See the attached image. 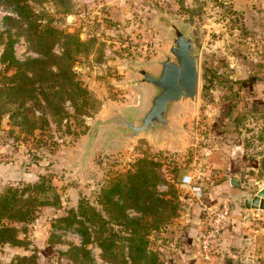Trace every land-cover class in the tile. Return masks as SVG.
<instances>
[{"label":"rangeland","instance_id":"374dc122","mask_svg":"<svg viewBox=\"0 0 264 264\" xmlns=\"http://www.w3.org/2000/svg\"><path fill=\"white\" fill-rule=\"evenodd\" d=\"M35 8L42 10L54 27L89 42V51L76 58L73 70L94 101L90 103L89 115L79 112L76 116L70 102H65L70 114L69 129L66 120L57 124L48 112V126L32 133L23 130L8 114L1 116L0 192L7 186L22 187L45 176L51 180L59 200L54 206H38L27 221H10L18 228L21 243L0 244V264H15L16 257L31 254L38 264H108L93 242L86 245L89 256L77 252L75 247H80L83 240L77 230L79 225L68 224L62 218L69 209H76L81 200L103 213L99 200L103 187L121 181L138 160L145 158L156 161L158 170L167 182L174 183L177 191L176 213L149 234L148 250L155 251L162 264H169V258L176 257L174 254L181 263L172 264H191L193 260L192 264H203L197 257L195 243L192 249L183 245L190 241L189 234L199 240L212 204L199 218L192 208L202 199L192 197L189 186L179 180L182 175L189 176L193 185L206 183L203 196L212 191L218 179L226 177L222 181L227 192L218 193L219 200L228 197L230 188L241 189L236 203H221H228L231 210L242 215L251 213L246 219L254 230L250 231L254 259L264 261V209L251 208L244 202V198L252 199L264 187V120H246L248 111L239 114L244 122L241 130L238 125L235 130L239 136L243 132L240 148L251 164L240 169L241 157L237 159L238 171L231 169L236 186H231L229 172L211 168L203 157L214 142L224 143V135L217 128L227 110L225 100L230 96V86L241 81L245 83L246 95L252 96L251 86L264 76V0H67L64 6L48 2ZM5 16L15 15L9 7L0 5V31L8 28ZM166 18L194 35L199 56L197 101L183 111L185 115L178 123L179 138L152 141L140 135L123 144L109 142L104 132L90 138L88 133L95 119L105 118L113 109L142 107L144 90L125 85L134 78L128 66H155L163 58L169 40V29L163 23ZM11 32L17 59L39 57L22 34L16 35L15 29ZM52 51L60 55L61 44H54ZM257 84L261 85L259 95L264 96V82ZM246 102L252 110L264 112L263 99L247 97ZM41 113L35 110V115ZM157 189L168 188L160 184ZM220 250L221 247L215 251L212 260ZM243 252L245 256L252 254L246 249Z\"/></svg>","mask_w":264,"mask_h":264},{"label":"trees","instance_id":"16d2710c","mask_svg":"<svg viewBox=\"0 0 264 264\" xmlns=\"http://www.w3.org/2000/svg\"><path fill=\"white\" fill-rule=\"evenodd\" d=\"M66 1L0 0V5L9 7L15 15L4 17L8 28L0 31V63L3 65L0 74V118L8 114L28 133L48 126L50 118L45 116V112L57 124L66 120L69 129L70 114L65 102H70L76 116L79 112L89 115L90 103L94 101L73 70L76 58L89 51V42L81 41L74 33L54 27L51 19H45L43 11L35 8V5L41 6L48 2L64 6ZM12 29L16 30V35L25 37L39 54L38 58L19 60L15 57ZM56 43L61 44L60 55L52 51ZM260 77L255 86H251L254 90H250V95L253 97L246 95L245 83L241 81L230 86V96L225 100L227 110L223 111L217 128L224 135V143L214 142L205 151L207 155L222 150L226 164H235L240 157L243 165L251 164L243 156L244 150L240 148L242 140L235 128L241 119L239 114L258 110H252L247 105V97L264 100V96L259 95L262 92L261 85L257 84L264 82V76ZM35 110H40L41 115H35ZM262 159L264 161V157ZM160 184H165L168 189L158 190ZM198 185L204 189L208 187L205 183ZM58 200L51 180L45 176H39L33 183L22 187H5L0 192V244L19 245L18 228L10 221H27L38 206H54ZM99 200L103 213L88 201L81 200L76 209H69L62 218L68 224L79 225L77 230L83 240L82 245L75 247V250L87 257L89 251L86 245L93 242L100 248L101 258L108 264H162L157 253L148 250L149 234L176 213L178 200L174 183L167 182L158 170L156 161L148 158L138 160L121 181L103 187ZM210 203V199L203 196L201 201L193 204L192 211L201 218ZM71 263L76 264L74 261ZM15 264L38 263L36 256L31 254L16 257Z\"/></svg>","mask_w":264,"mask_h":264},{"label":"water","instance_id":"95a60500","mask_svg":"<svg viewBox=\"0 0 264 264\" xmlns=\"http://www.w3.org/2000/svg\"><path fill=\"white\" fill-rule=\"evenodd\" d=\"M163 23L169 29L167 52L163 53V58L155 66H128L134 78L125 85L144 90L142 107L113 109L105 118L95 119L88 133L90 138L95 139L101 132L107 133L109 142L121 144L140 135H146L152 141L163 138L177 141L179 138L178 123L185 115L183 111L197 101L199 56L192 33L170 18ZM230 184L236 186L237 179L231 177ZM245 204L264 209V187L252 199H246Z\"/></svg>","mask_w":264,"mask_h":264},{"label":"crops","instance_id":"0c3cea01","mask_svg":"<svg viewBox=\"0 0 264 264\" xmlns=\"http://www.w3.org/2000/svg\"><path fill=\"white\" fill-rule=\"evenodd\" d=\"M263 31H264V28H263ZM251 117H255V118H258V120L263 121L264 112H251V113L246 114V120ZM243 122H244V117H242L238 122L239 130H241V125L243 124ZM242 135H243V132L240 134V137H243ZM222 153H223L222 150H215L203 157L207 162L211 163L210 164L211 168L215 167L217 171L221 170V172H224V173L229 172V175L227 176V178L230 181V178L234 176L233 174L234 172H232L231 169H234V168L236 169L237 164H232V163L226 164V161L224 160ZM241 160L242 159L238 160V164L240 166V169H243V166H247V165H243V162ZM220 175L222 177V173ZM205 178L208 179L209 177L206 176ZM225 178L218 179L216 182L218 184L214 186L215 190H213V192L210 191L209 193H206V197L210 199L211 201L210 204H212L209 208L214 207V205L221 203L224 200H227L230 202L232 200L233 202L236 203V199H239V197L237 196H239L241 189L238 187L237 188L229 187L230 189L228 191L229 192L228 197L225 199H221V200L218 199L219 198L218 193L227 192L226 190H224L226 189V186L224 185V182L222 181V179L224 180ZM245 200L246 198H244V202ZM231 214L232 215H231L230 220L227 222V224L222 229L221 234H220L221 253L217 255V258H215V261L214 260L212 261L213 264H215V262L216 264H264V261H261L260 263V260L254 259L255 258L254 253H253L254 244L250 240L251 235H252V234L250 235V231H254V230L249 226V222L247 221L248 219H246L247 215H251V213L248 212L246 215H242V213H239L237 210L236 211L231 210ZM189 236H190L189 237L190 241H187L188 243L187 242L184 243L183 247H189L192 249L194 246V243H195V246L197 247L198 240L196 239L197 238L196 235L189 234ZM245 249L246 251L252 252V254L249 256H245L246 254L243 252ZM178 253H181V252L179 251ZM174 255L176 257L173 258V255H172L171 257L173 259L169 258V262L171 263L172 261H176V263H181V258H179L177 254H174ZM193 261H191V264Z\"/></svg>","mask_w":264,"mask_h":264},{"label":"built area","instance_id":"2783aa9c","mask_svg":"<svg viewBox=\"0 0 264 264\" xmlns=\"http://www.w3.org/2000/svg\"><path fill=\"white\" fill-rule=\"evenodd\" d=\"M191 182L190 177L186 175L182 178L181 183L189 186L188 190L192 197L201 200L203 197L202 187L193 185ZM209 211L211 214L207 217L208 222L205 224V229L200 235L196 248L197 257L203 264L213 261L214 253L221 244L219 234L231 217V209L226 202L221 203L214 210L210 208Z\"/></svg>","mask_w":264,"mask_h":264}]
</instances>
